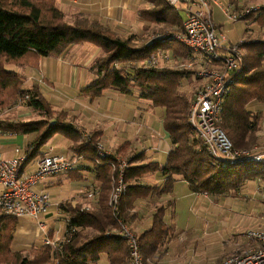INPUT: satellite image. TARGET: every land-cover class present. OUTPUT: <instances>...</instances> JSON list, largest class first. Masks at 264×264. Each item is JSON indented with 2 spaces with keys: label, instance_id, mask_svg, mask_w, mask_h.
Wrapping results in <instances>:
<instances>
[{
  "label": "trees",
  "instance_id": "obj_1",
  "mask_svg": "<svg viewBox=\"0 0 264 264\" xmlns=\"http://www.w3.org/2000/svg\"><path fill=\"white\" fill-rule=\"evenodd\" d=\"M40 1L20 0V9H12L0 0V90L12 89L15 93H23L22 98L29 94L30 98L25 103L41 116L21 121L0 117V130L3 132L37 133L35 140L26 149L25 163L46 154L41 149L55 134H62L72 141H83L85 131L75 126L67 118V113L53 109L37 86L25 88L24 76L8 68L9 64L37 63L41 57L58 56L72 45L91 42L104 51V56L95 63L96 77L82 92L94 99L112 87L126 94L140 89V97L163 108V124L172 144L167 162L163 165L153 161L139 164L142 154L132 158L125 177L128 190L120 204L121 213L128 222L138 198L171 193L176 176L188 181L193 192L221 197L235 195L248 180L264 175V161L226 165L216 163L208 156L188 120L191 100L179 90L182 80L189 76L190 71L145 67L152 54L162 47L160 41L135 47L131 45L133 37H122L102 23L87 19L69 22L57 6V0H47L44 5L38 4ZM150 1L154 8L144 10V14L153 15L158 22L182 27L184 17L181 16L180 8L168 5L165 0ZM260 16L264 22V12ZM247 48V54L241 58L240 67L234 74L235 80L225 98L222 111L221 125L236 146L246 131L256 127L246 105L253 100L264 101V42H253ZM141 61L144 67H134L133 70L117 65ZM52 111L57 116L48 120L46 116H51ZM58 115L63 116L58 118ZM94 137L98 138V133H91L90 140ZM90 151L88 155L95 154V148ZM85 167L80 166L78 169L92 170L100 182L97 205L87 211L81 207L68 209L71 213L70 222L67 224L66 242L58 248L60 251L54 252L51 247H45L44 251L31 259L22 255V251L13 250L18 218L0 213V264H96L103 253L108 255L111 264H130L128 243L114 233L116 223L108 205L112 186L111 168L108 164L96 168ZM155 171H160L165 177L160 185L132 182L133 179ZM170 203L158 206L153 215L152 227L138 234L146 263L147 258L166 246L173 236L174 228L165 220V209ZM86 228L92 229L94 234L81 241V231Z\"/></svg>",
  "mask_w": 264,
  "mask_h": 264
},
{
  "label": "crops",
  "instance_id": "obj_2",
  "mask_svg": "<svg viewBox=\"0 0 264 264\" xmlns=\"http://www.w3.org/2000/svg\"><path fill=\"white\" fill-rule=\"evenodd\" d=\"M145 1H147L151 9L154 8V4L150 0ZM140 2L142 0H57V6L63 11L66 20L71 23L79 19L99 22L108 26L111 31L116 32L118 35L126 37L128 34L145 32L149 24L141 14L145 9L136 10V6ZM211 6L213 19L226 33L228 43L243 42V56L247 54L248 44L264 42V22L263 17L260 16L264 12V0H212ZM247 10H251V12L243 15L241 19L233 20L229 17V14H242ZM86 44L87 42L72 45L61 55L44 56L39 58L37 63H21L14 65L12 69L24 76L25 85L31 84L29 88L37 86L44 96H46L44 88L55 91V86L58 89L60 84L66 83L65 90L71 88L75 97H59L53 94V101L56 99L60 101L57 104L48 100V97L46 98L53 109L67 113L68 119L75 126L85 131V136H89L91 133H98V140L103 142L114 154L120 153L121 149H125L123 153L135 151L137 155L142 154L139 164H145L150 161L157 162L160 165L165 164L172 146L168 133H166L167 140L162 136L158 138L155 136L154 138L157 140H153L152 145L145 146L138 142V137L135 140L130 139L129 126H120L121 119L131 116L134 119L133 121L139 124L138 133L142 132L147 125L150 127L153 124L148 117L147 120L149 121L142 122L143 111L141 109L144 108L143 104H147V107L151 108L157 106H154L150 100L140 97L137 90L130 95L112 87L104 90L100 96L94 99L82 92V89L96 77L95 63L104 56V51L99 46L87 47ZM95 50L97 52L92 55L88 54V52ZM134 96L138 99H133L132 101L125 99ZM245 108L250 114L251 121L256 123V127L252 131H246L237 146L243 148L252 147L262 152L264 151V101L253 100ZM163 114L164 110L161 116V122L164 126ZM29 119L32 118L21 120ZM136 119H139V122ZM63 136L62 134H55L42 147V152L61 153L69 156L76 155L77 153L72 147L71 140ZM36 137L37 133L35 132L29 134H6L3 132L0 134V150L5 158L15 157L26 152L29 143L34 141ZM58 137L61 139L59 140ZM49 144L50 146H48ZM59 146L63 147L61 151L56 149ZM158 151L164 152V162H159L155 158ZM37 158L39 156L23 164L21 172L25 175L31 173L36 168ZM147 174H149V181L152 180V182L142 183V185H160L164 182L165 177L160 171ZM99 185L100 182L92 170L81 168L71 172L47 176L35 185V189L47 192L53 188L58 189L64 197L61 201L59 200L60 202H55L56 205L50 210L48 215L52 216L53 211L56 209L66 219L71 216L68 211L69 208L80 207L75 206V204H83L84 206L94 204L93 206L95 207L97 201L89 199L87 191L95 186L100 188ZM244 186H249V191L252 192V197L254 198L261 190L264 191V175H258L248 180ZM235 195H231L230 199L237 198ZM157 196L159 198L155 195L141 197L135 202V208L132 210L129 223L139 235L152 227L153 215L160 203L164 205L171 201L165 209V220L170 226L175 227L174 229L177 226L182 229L187 227L190 219V216L186 215L187 211L192 208L205 209L209 207L208 199L214 198L213 200H215L216 198L204 193L193 192L189 182L181 176H176L171 193ZM230 199V203L237 204L239 202L243 204L240 199L236 202ZM213 204H210V206H213ZM176 221H179L177 226ZM53 229L48 225L47 234L50 238ZM174 234L176 233L174 232ZM174 236L176 237V235ZM45 238L46 232L41 228L38 221L29 217H20L15 228L12 248L15 251L26 252L32 247L44 244ZM173 238L166 246L147 258V263L146 261L145 263L183 264L170 252L171 244L174 241ZM96 264L111 263L108 255L103 253Z\"/></svg>",
  "mask_w": 264,
  "mask_h": 264
},
{
  "label": "built area",
  "instance_id": "obj_3",
  "mask_svg": "<svg viewBox=\"0 0 264 264\" xmlns=\"http://www.w3.org/2000/svg\"><path fill=\"white\" fill-rule=\"evenodd\" d=\"M165 2L178 8L184 5L186 14L182 28L175 32L172 38L194 53L193 60L181 63V66L196 68L198 75L204 79L190 103L188 120L196 130L208 156L216 163L226 165L264 161V151L237 147L221 125L223 104L243 57V42L228 43L226 33L213 19L212 0H165ZM250 12L251 10L242 14L232 13L229 17L238 20ZM171 58L173 53L171 55L169 50L160 47L145 63V67H158L161 62ZM28 98L30 95L26 94L22 101L25 102ZM1 133H3L2 130H0ZM26 160V152L12 158H5L0 150L1 210L16 218L29 217L38 221L46 232L44 244L53 245L54 241L47 234L48 225L43 221V217L49 214L56 203L52 201L47 191L37 190L35 185L47 176L70 172L80 166L96 168V166L108 164L112 177L108 205L116 223L114 233L127 241L130 264H146L139 236L124 218L120 209L121 200L128 190L125 177L131 166V158L115 156L103 142H98L92 157L84 154L69 156L47 152L37 158L36 169L25 175L21 169ZM87 197L97 201L98 187L90 188L87 191ZM262 197L264 199V193ZM91 208V205H86L82 210H92ZM66 221L67 224L70 222L69 216ZM247 237L246 247L226 256L219 264H264V229L251 230Z\"/></svg>",
  "mask_w": 264,
  "mask_h": 264
},
{
  "label": "rangeland",
  "instance_id": "obj_4",
  "mask_svg": "<svg viewBox=\"0 0 264 264\" xmlns=\"http://www.w3.org/2000/svg\"><path fill=\"white\" fill-rule=\"evenodd\" d=\"M19 1L20 0H2V3L8 8L20 9ZM46 2L47 0H41L40 2H38V4L44 5ZM141 9L151 10V7L147 3V1L142 0V2L138 3V5L136 6V10L139 11ZM143 11L141 12V14L143 13ZM180 11L181 16L185 17L186 13L184 11V5L181 6ZM144 15L145 16L142 15L143 18H145L149 22L147 28L145 29L146 31L128 34L126 37H133L131 40V45L135 47H141L143 45H146L148 42L160 41L162 49L169 50L171 55L173 53V58L164 60L163 62H161L159 67L190 71L189 76L182 80L179 90L182 95L188 97L189 100L192 101L197 89L203 84L204 79L198 75V73L196 72V68H183L181 66V63H188L193 60L192 56L194 54L188 48L186 49V47L183 46L180 42L172 38L173 34L181 30L182 27H176L174 26V24L167 22H158L154 19L153 15ZM86 45L87 47H97L96 44L89 42H87ZM95 52H97V50L90 51L88 52V54L92 55ZM12 64L13 63L9 64L8 68H12L14 66ZM122 66L127 69L133 70L132 68L134 67H144V62L141 61L118 64V67L121 68ZM65 84L66 83L60 84L58 89H56L55 86V91L52 89L47 88V90L44 88L43 90L46 95L45 97H48V100H51L54 104L60 103V101H58L57 99L53 101V94H56V96L59 97H75L71 91V88L69 90H65ZM30 86L31 84L28 83L25 85V88H29ZM137 91H140V89H137ZM23 95L24 94L20 92L15 93L12 89H6L3 91L0 90V117L2 119L21 121V119H37L41 117L40 113L28 106L24 101H22ZM125 99L127 101H132L133 99L138 98L134 96L132 98L128 97ZM143 105L144 108L141 109L143 111L142 122L145 123L146 121L151 120L153 124L150 127L147 125L142 130V132L138 133L139 124L133 121L134 119L131 116H127L126 118L121 119L120 126H129L130 139L135 140V138L138 137V142H141L145 146L152 145V141H156V138L160 136L164 137V139L167 140V132L161 122L163 108H151L147 107V104ZM41 115L44 116V114ZM56 116L57 114L55 113V111H52V115H48L46 116V118L48 120H51L56 118ZM62 116L63 115H58V118ZM66 116L67 118H69L68 115ZM147 117L149 118V120H147ZM138 120L139 119H136V121ZM155 136L156 138H154ZM60 137H58L59 140L61 139ZM90 137L91 135L83 137V141L71 140V143L73 144L72 147L75 152H85V154L83 153L85 156L92 157L93 155H88V153L91 152L90 150L92 148H96L97 143L101 141H99L96 137L90 140ZM48 146H50V144ZM62 148V146L56 147V149L60 151ZM123 152H125V149H121L120 153L113 154L122 158H131V160L134 156L137 155L135 151L126 153ZM156 153L157 154L155 155V158L159 160V162H164V152L158 151ZM86 171L89 172L88 170ZM148 175L149 174L146 173L142 175L140 179H133L132 182H137L141 185L142 183L152 182V180L149 181ZM48 193L51 195L52 201L54 202H60L64 197V195H62L61 192L55 188L50 189ZM263 193L264 191L261 190L259 194L253 198L252 192L249 191V186H243L236 191L235 197L237 198L230 199V196L216 197L215 200H213L214 198H209V207L205 209L192 208L191 210L187 211L186 215H189L190 219L188 220V225L186 228L180 229L179 226H177L179 221H176L177 227L173 230L172 238L175 237L174 235H176V237L173 238L174 241L171 244L170 252L177 257V260L180 263L183 264H219L226 256L234 254L237 251L243 249L248 244L247 234L249 231L264 229V199L262 197ZM154 195L159 198V196H157L159 194ZM229 199L235 202L240 199L243 204H240L239 202L237 204L230 203ZM210 204H213V206H210ZM93 205L94 204L91 205V209H94ZM96 205L97 204H95V207ZM75 206H80L81 208L84 207L83 204H75ZM0 213L6 214L1 209ZM65 220L66 219H64V216L60 215L56 209L53 211L52 216H44L43 221L47 222L49 226L54 228L51 233V238L54 241V244L37 245L27 250L26 252H22V255L32 259L39 255L42 251H44L45 247H51L54 252L60 251L57 247L60 248L66 242L65 230L67 228V221ZM128 220L130 221V219ZM133 230L136 234H138L134 228ZM174 232L176 234H174ZM81 233L83 235L81 237V241H84L86 238H89L92 234H94V231L92 229L86 228L82 230ZM7 264L11 263L8 262Z\"/></svg>",
  "mask_w": 264,
  "mask_h": 264
},
{
  "label": "water",
  "instance_id": "obj_5",
  "mask_svg": "<svg viewBox=\"0 0 264 264\" xmlns=\"http://www.w3.org/2000/svg\"><path fill=\"white\" fill-rule=\"evenodd\" d=\"M50 215L47 214V217H49Z\"/></svg>",
  "mask_w": 264,
  "mask_h": 264
}]
</instances>
